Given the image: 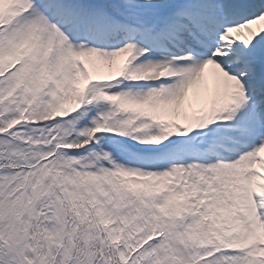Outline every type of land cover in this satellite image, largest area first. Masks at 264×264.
<instances>
[{
	"label": "snow or ice",
	"instance_id": "snow-or-ice-1",
	"mask_svg": "<svg viewBox=\"0 0 264 264\" xmlns=\"http://www.w3.org/2000/svg\"><path fill=\"white\" fill-rule=\"evenodd\" d=\"M0 264H264V0H0Z\"/></svg>",
	"mask_w": 264,
	"mask_h": 264
}]
</instances>
